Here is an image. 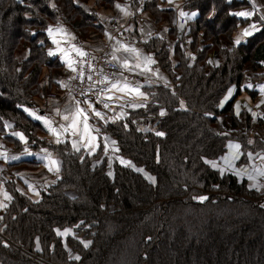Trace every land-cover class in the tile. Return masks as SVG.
<instances>
[{
  "label": "trees",
  "instance_id": "obj_1",
  "mask_svg": "<svg viewBox=\"0 0 264 264\" xmlns=\"http://www.w3.org/2000/svg\"><path fill=\"white\" fill-rule=\"evenodd\" d=\"M76 1L0 0V131L11 119L36 140L39 124L24 108L44 93L46 65L51 72L58 64L48 55L47 28L63 21L85 32L94 25V16ZM188 5L201 11L191 30L203 38L200 46L191 43L195 62L189 65L181 55L174 72L167 49L159 47L158 60L174 88L153 85L149 103L100 124L119 143L110 167L105 156L94 164L101 148L92 155L45 140L62 158L61 177L38 200L13 192L0 217V264H264V192L207 162L220 161L229 143L241 145V160L249 148L258 151L241 135L233 99L219 104L232 84L240 94L245 65L264 58V26L227 49L220 35L228 38L242 23L229 11L237 0ZM211 7L212 20L206 18ZM213 50L216 65L206 60ZM222 114L233 131L221 125ZM142 125L154 129L143 131Z\"/></svg>",
  "mask_w": 264,
  "mask_h": 264
},
{
  "label": "crops",
  "instance_id": "obj_2",
  "mask_svg": "<svg viewBox=\"0 0 264 264\" xmlns=\"http://www.w3.org/2000/svg\"><path fill=\"white\" fill-rule=\"evenodd\" d=\"M188 1L189 0H172L170 3L169 0H108V2L104 0H77L76 4L83 8L86 13L88 12L94 16V25L91 28L84 32L76 28V26H72L63 21L50 25L53 28L59 26L66 28L68 32L75 37V40L71 41V43L76 44L77 47H81L84 51L106 50L111 54L114 47H119V44L116 42L121 41L124 44L139 49L142 54L140 61L142 67V57L151 56L155 60L154 64L148 65V67L152 69L151 72L141 75L139 71L136 73H130L123 68H120L119 72H117V74L111 79L117 80L126 77L128 81L131 82L132 86L140 85V91L145 94L146 99L135 97L133 100L132 96L113 90V92L108 93L109 95L114 96L113 100H107V103L110 104V109H104L102 105H97L91 101L89 97L72 93L68 91V87H62L59 82L63 81L69 83L73 72L67 67L61 54L58 53L56 56H50L55 58L58 61V64L53 67L51 72L47 65L45 67L42 75V81L45 84L44 93L41 96L34 97L32 105L24 108L27 116L39 124V130L34 132L37 141L33 140L32 142L31 135L20 127L19 133L24 134L26 142L25 140H21L18 136L17 139H13L7 134L10 132H6L5 125V132L4 130L0 131V152H6L7 155H9L10 152H14L15 157H17L15 161L11 163L8 162L4 170H0V203L8 206L13 198V192H20L26 194L32 200H38L42 191L52 187V185H54L61 177L62 158L52 147L45 146V140L53 144L59 143L55 142L56 137L48 130L43 121L30 115L29 110L36 112L37 116L46 117L52 120L53 127L58 128L60 124H67V122L62 119L61 115L56 114L55 109L59 108L61 113H64L65 107L72 104V97L76 100H80V106L85 108L90 117V126L99 129L98 132L92 133L98 137L95 142L98 147H96L94 151L86 147H81L80 150L83 149L86 153L93 155L101 148L102 154L100 158L95 161V164L102 161V157L106 152L111 153L110 161L117 158L118 153L115 154L114 158L112 151H119V143H117V140L111 135L101 130L100 124L105 122L92 116V112L87 108V105L84 104V100L87 99L91 101L97 110L104 112L106 119L108 117H116L121 112L124 113L123 118H125L128 115L129 110L133 109V107L129 106V100H133V102L142 106L150 102L151 97L149 96L150 93L148 88L157 84L174 88L175 84L171 75L158 60L157 51L161 46H164L167 49L169 61L171 62L170 64L174 72L177 71V64L181 55L187 59L189 65H192L195 62L196 53L193 48L194 45H202L203 43L201 40L203 38L198 40L191 30L192 28L197 27V23L201 18V11L195 7L189 5L186 6V2ZM237 2L239 3L237 8L229 9L232 16H237L234 15V13L240 11L255 10L256 14L247 18L237 16V19L242 20V23L238 24V26L231 32L228 37L229 39L225 34L220 35V40L222 41L223 46L227 49L238 46L235 43V39L241 35L244 28L249 27L251 24H256L259 29L264 26V21L261 20V17L264 16V2L262 0H237ZM117 4L121 5L127 12L131 13V15H125L123 11L116 7ZM217 10L216 7V11ZM214 11L215 7L208 9L206 12V18L211 20L214 19L212 18L215 13ZM180 12H185L188 15L181 17ZM193 13H195L194 16L192 15ZM257 32L258 31L253 32L251 36L255 35ZM46 33L48 35V32ZM109 34L114 39H109ZM200 34L203 35V32H200ZM248 37H245L240 44L244 43ZM57 39L63 41L66 37L58 35ZM193 41H196V44L191 47ZM61 46L65 49L69 47L67 43L63 42ZM55 49L56 45L53 44L51 37L48 35L47 51L49 52V50ZM116 55L119 56L121 60L128 58L131 63L137 62L130 53L119 51ZM207 55V62L209 63V61H211L209 64H218L219 57L217 51L213 50ZM245 67L243 77L244 82L240 86V94L235 96L238 86L232 84L226 94L223 95L219 106L222 108L233 99L234 114L239 119V123L241 124L240 127L242 128L241 135L246 138L247 143L251 141V143H249L250 145L259 146L257 148L258 151H254L250 148L248 150H251V152L254 153L258 152L257 159H261V157H264V115H261L264 113V103H262L264 102V91H261V86H264V58L257 59L254 64L247 63ZM121 73H123V76H121ZM247 85H252L253 87L249 88ZM229 91H232V95L230 98L226 99ZM120 96H124V99H116V97ZM237 104L240 105L239 115L236 114ZM121 105H123V107H121ZM182 106H184V103ZM249 109H251V111H249ZM253 113H256V115L254 116ZM247 115L251 116L249 118L250 120H247ZM219 119L224 128V121L226 122L228 127L225 129L227 131L234 130V126L228 123L226 114L219 115ZM109 121L111 120H108V122ZM140 128L143 131L154 129L153 126L148 125H142ZM6 136L12 141H16L19 145V149L13 144L8 143L5 140ZM105 138H107V141H105ZM61 139L69 144L68 146L71 150H75L72 147L71 141L76 139V137H72L69 133L66 136H62ZM112 142L115 143L113 144ZM32 143H37L38 146H32ZM45 149H47V153L51 154L52 158L60 162V170L58 173L48 170V161L43 159V157L47 155V153L44 152ZM226 152L230 153L231 149L227 148ZM250 159L251 158L248 155L242 160L240 158L239 167H241L240 169H246L248 174L255 176L254 180H249L247 175L243 173L239 176L234 172L229 173L236 175L238 180H246L247 187H249L251 183L263 187L264 178L261 179L258 176V173L255 174L253 171V169L257 167L255 163L256 158H254L253 161H250ZM0 161L4 162L6 160L0 156ZM258 166L262 168L264 167V159L258 160ZM218 168L219 167L214 169L218 170ZM224 173L228 172L225 171ZM147 176L153 178V176H150L149 174H147ZM151 180L155 181V179ZM29 185H32V187H29ZM5 193L11 196V200L5 198ZM37 193H39V195H37ZM4 209H6V207H0V217ZM57 230L58 229H56V231ZM64 231L65 230H60V232ZM67 235L64 236L66 237Z\"/></svg>",
  "mask_w": 264,
  "mask_h": 264
},
{
  "label": "snow or ice",
  "instance_id": "obj_3",
  "mask_svg": "<svg viewBox=\"0 0 264 264\" xmlns=\"http://www.w3.org/2000/svg\"><path fill=\"white\" fill-rule=\"evenodd\" d=\"M169 2L171 3L172 0H169ZM53 7H55V5H53ZM116 7L119 8L121 11H123L125 15H131V13L127 12L121 5L117 4ZM255 14H256L255 10H253V11H240V12L234 13V15H237L240 17H245V18L251 17ZM187 15L188 14L185 12H180L181 17H185ZM192 15L194 16L195 13H193ZM261 20L264 21V16L261 17ZM259 30L260 29L257 27L256 24L249 25V27L244 28L241 35L235 39V43L237 45H239L245 37L251 36L253 34V32L259 31ZM47 32H48V35L51 37L53 44L56 45V49L55 50H49L48 55L49 56H56L58 53L61 54L64 62L67 65V67L72 72H77V68L75 67V65L77 63L83 64L85 61L83 59H80L79 61L73 59L71 53H73V52L76 53V55L80 58L87 57L89 54L86 51H84L81 47H77L76 44L71 43V41L75 40V37L71 33H69L68 30L66 28H64L63 26H59L56 28H53L50 26L47 29ZM58 35H60L61 37H66V39H64L63 41L61 39H57ZM109 39H114V38L109 34ZM62 42L67 43L69 45V47L67 49L62 47L61 46ZM116 43L119 44V47L118 48L114 47V50L111 53V60L116 61L117 66H119L120 68H123L124 70H126L130 73H136L137 71H139V73L141 75L152 71V69L150 67H148L149 64L155 63V60L151 56H143L142 57V61H143V67H142V64L140 62L142 54L140 53L139 49L135 48L134 46L124 44L121 41H117ZM119 51H123L125 53L132 54V56L136 59L137 62L131 63L128 58H124L123 60H121V58L116 55V53ZM109 63H111V61H109ZM209 63H211V61H209ZM121 76H123V73H121ZM76 78L77 77H71L70 79H76ZM78 78L81 81H83V79H84L83 71L79 72ZM87 79L91 82L92 76L89 75L87 77ZM59 83L61 84L62 87H65V88L69 87V83H65L63 81H60ZM97 83H99V84L107 83L110 85V87H108L106 89H100L97 92V100H98V102L102 103L104 109H110V104L105 102V100L111 101L114 99L113 95L108 94V93L113 92V90L120 92V93H126L129 96H132L133 100L135 99V97L146 99L145 94L142 91H140L141 86L140 85L132 86L131 82L128 81V79L126 77L123 79L110 80L108 76L104 75L100 81L91 83L88 91L95 89ZM247 87L251 88L253 86L247 85ZM261 91H264V86H261ZM81 95L86 97L87 92H82ZM231 95H232V91H229L228 97H226V99L230 98ZM71 99H72V104L65 107L64 113H61V110L59 108L55 109L56 114L61 115L62 119L67 122V124H60L58 126V128L53 127V121L52 120H50L46 117L37 116L36 112L31 111V110H29V113H30V115L34 116L36 119L43 121L45 126H47L48 130L56 137V140H55L56 143L66 142V141L62 140L61 137L66 136L67 134L70 133V135L72 137H76V139H73L71 141L72 147L76 151H80L81 147L90 148L91 150L94 151L95 148L98 147V145L95 143L97 141L98 137L93 135L92 133L98 132L99 129H97L93 126H90V124H89L90 117L88 115V112L85 110V108L80 106L81 101L76 100L74 97H72ZM116 99L123 100L124 96L116 97ZM133 100H129V102H128L130 107L135 108L138 106H142V105H139V104L133 102ZM262 103H264V102H262ZM84 104H86L87 108L89 110H91L93 117L99 118V120L104 121L105 123H107L108 120H112L114 122L117 119H122L124 116V113L121 112L116 117H108L106 119L105 113L97 110L95 108V105L91 101L85 99ZM121 107H123V105H121ZM239 108H240V105L237 104L236 105V114L237 115H239ZM249 111H251V109H249ZM161 115H164V113L161 112ZM253 115L255 116L256 113H253ZM261 115H264V113H262ZM9 127H10V125H9ZM12 134L15 136H18L21 140H25V142H26V138H25L23 133L14 132ZM157 135H164V134L163 133H157ZM225 135H227V134H225ZM105 141H107V138H105ZM112 143L114 144L115 142H112ZM249 143H251V141H249ZM227 147L229 149H231V152L229 153V155L221 157V161L224 165L223 167H220V162H216V161H207V162L213 168L219 167L221 174H223L225 171H233L238 176L243 173V174L247 175V178L249 180H254L255 176L248 174L246 169H236L234 166V161L239 159V157L241 155H244V153L240 152L241 145L239 143H229L227 145ZM44 152L47 153V149H45ZM246 155H248L249 157L252 156L251 153H247ZM0 156H2L5 160L8 159V155L6 152H0ZM12 159L15 160V159H17V157L13 156ZM43 159L48 161L47 166H48L49 171H53V172H57V173L59 172L60 162L58 160L52 158L50 153H47V155H45L43 157ZM261 159H264V157H261ZM120 162L123 164H126L127 166H131V163L129 161L121 160ZM137 170L142 171L141 169H137ZM255 171H257L260 176H264V170L256 169ZM150 179H154V178L150 177ZM26 183H27V181H26ZM29 187H32V185H29ZM252 187L258 188V186L255 184H253ZM33 190H35V189H33ZM4 195H5V198L7 200H11V196H9L7 193H5ZM37 195H39V193H37ZM199 199L203 201V200H206L207 197H199ZM0 207H7V205L0 203ZM68 231L69 230H66L64 232H60L59 230H57L58 234L62 235V236L67 235ZM90 243L91 242H86L84 244V246L88 247V245ZM74 259L79 260L80 257L76 256V257H74Z\"/></svg>",
  "mask_w": 264,
  "mask_h": 264
},
{
  "label": "built area",
  "instance_id": "obj_4",
  "mask_svg": "<svg viewBox=\"0 0 264 264\" xmlns=\"http://www.w3.org/2000/svg\"><path fill=\"white\" fill-rule=\"evenodd\" d=\"M89 55L87 57L84 58H80L76 55V53H73V59L79 61L80 59H83L85 62L83 64L77 63L75 65V67L77 68V72H73V76L72 77H77L76 79H70L69 80V87H68V91L75 93V94H79L81 95L82 92H87V97H89L94 103L96 104H100L102 105V103L98 102L97 100V92L100 89H106L108 88L110 85L107 83L104 84H96V88L88 91V89L90 88L91 83L93 82H98L100 81L104 75L108 76L109 79L111 80L116 74L117 72L120 70V67L117 66L116 61L111 60V56L109 53L106 52H92V51H86ZM109 61H111V63H109ZM80 71H83L84 73V79L83 81H81L78 78V74ZM91 75L92 76V81L90 82L87 77ZM82 96V95H81ZM105 102H107V100H105ZM10 125V127H9ZM224 125L225 128L228 127V125L226 124V122L224 121ZM6 126L9 130V134L13 137V138H17V136L13 135L12 133L14 132H18V129L16 127V122L14 120H10V119H6ZM241 153H243L240 150ZM247 153H251L252 156L250 157V161H253L254 158L255 159V163H256V168L253 169L254 173H258L257 171H255L256 169H260V170H264V167H259L258 166V160L261 159H257V154L258 152H251V150H248ZM229 155V153H225L223 154L224 156ZM15 156L14 152H10L8 155V159L4 162L0 161V170H4L6 168V165L8 162H13L15 160L12 159V157ZM242 157V155L239 157V159ZM253 157V158H252ZM239 159H237L236 161H234V166L236 169H240L241 167H239ZM220 167H223V163L220 160ZM252 168V167H251ZM219 170V168H218ZM226 172H232L233 171H226ZM258 176L263 179L264 176H260L258 173ZM252 183L249 185V188L252 187ZM259 188V187H258ZM256 187V189H258Z\"/></svg>",
  "mask_w": 264,
  "mask_h": 264
},
{
  "label": "rangeland",
  "instance_id": "obj_5",
  "mask_svg": "<svg viewBox=\"0 0 264 264\" xmlns=\"http://www.w3.org/2000/svg\"><path fill=\"white\" fill-rule=\"evenodd\" d=\"M95 51V50H94ZM95 52H99L98 50L97 51H95ZM100 52H106V53H109V51H106V50H100ZM110 54V53H109ZM111 55V54H110ZM73 76V75H72ZM119 152V151H118ZM117 151H112V154L114 155V158H115V154H117L118 153ZM110 154L111 153H107L106 152V154L104 155L105 156V158H106V165L107 166H109L110 167V165L112 164V162L110 161L111 160V156H110ZM104 156L102 157V160H103V158H104ZM109 162H111V163H109ZM94 164H95V161H94ZM259 188L257 189V190H259V191H261V192H264V186L263 187H261V186H258ZM249 190H250V188H254V189H256V187H247Z\"/></svg>",
  "mask_w": 264,
  "mask_h": 264
}]
</instances>
